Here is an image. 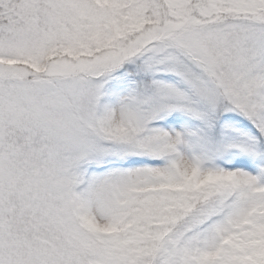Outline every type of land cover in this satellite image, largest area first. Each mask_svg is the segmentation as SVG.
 I'll return each mask as SVG.
<instances>
[{"label":"snow or ice","instance_id":"obj_1","mask_svg":"<svg viewBox=\"0 0 264 264\" xmlns=\"http://www.w3.org/2000/svg\"><path fill=\"white\" fill-rule=\"evenodd\" d=\"M0 264H264V0H0Z\"/></svg>","mask_w":264,"mask_h":264}]
</instances>
